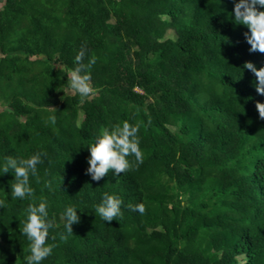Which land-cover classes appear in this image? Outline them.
I'll return each instance as SVG.
<instances>
[{
	"label": "trees",
	"instance_id": "1",
	"mask_svg": "<svg viewBox=\"0 0 264 264\" xmlns=\"http://www.w3.org/2000/svg\"><path fill=\"white\" fill-rule=\"evenodd\" d=\"M234 2L0 0V157L47 153L32 183L55 224L42 264H264V95L243 67L264 53L248 51ZM82 47L85 64L95 57L87 98L68 86ZM124 120L139 126L142 162L91 180L88 145ZM13 179L0 176V255L24 264L29 201L11 199ZM104 192L145 212L122 205L104 222Z\"/></svg>",
	"mask_w": 264,
	"mask_h": 264
},
{
	"label": "clouds",
	"instance_id": "2",
	"mask_svg": "<svg viewBox=\"0 0 264 264\" xmlns=\"http://www.w3.org/2000/svg\"><path fill=\"white\" fill-rule=\"evenodd\" d=\"M235 25H243L247 31L243 33L244 39L250 48L249 52L264 53V0H235L231 13ZM85 49L82 47L74 57L75 66L70 70L68 86L70 90L78 93L81 98H87L95 93L91 86V73L88 71L95 57H92L87 64L83 62ZM245 69L250 70L256 77L255 89L260 95H264V66L259 69L251 62H245ZM256 109L261 118H264V103L257 102ZM55 115L49 116V120L55 123ZM139 126L124 120L115 124L112 128L105 127L102 134L97 135L88 147L89 155L86 158L88 167L86 174L93 181H100L108 176L127 173L134 165L129 157H133L135 164L139 165L143 159V151L140 145ZM44 151H37L24 157L19 155H8L0 157V176L11 172L14 179L9 184L10 196L13 201H29L24 209L25 219L21 234L27 239L28 254L23 257L24 264H42L52 255L55 244L50 243L55 236H50V229L55 224L50 216L49 202L45 197H36L32 183L40 182L39 167L44 163ZM44 187H50L49 181H44ZM4 204L0 200V207ZM124 200L116 193L104 192L100 202L95 205V213L104 222H111L120 217ZM132 211L143 214L145 204L124 205ZM79 212H81L79 210ZM61 216L64 220V231L72 234V226L80 221L78 209L73 205L64 208ZM60 234V239H65ZM4 256L0 255V264H4Z\"/></svg>",
	"mask_w": 264,
	"mask_h": 264
}]
</instances>
